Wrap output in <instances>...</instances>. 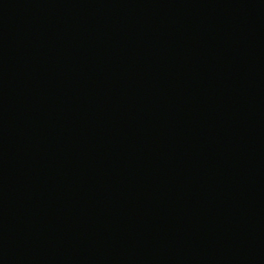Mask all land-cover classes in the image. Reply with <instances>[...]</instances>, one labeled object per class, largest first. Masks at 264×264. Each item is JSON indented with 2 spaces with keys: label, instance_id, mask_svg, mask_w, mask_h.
Here are the masks:
<instances>
[{
  "label": "water",
  "instance_id": "95a60500",
  "mask_svg": "<svg viewBox=\"0 0 264 264\" xmlns=\"http://www.w3.org/2000/svg\"><path fill=\"white\" fill-rule=\"evenodd\" d=\"M0 264H264V0H0Z\"/></svg>",
  "mask_w": 264,
  "mask_h": 264
}]
</instances>
